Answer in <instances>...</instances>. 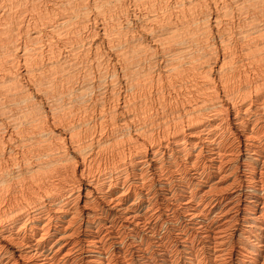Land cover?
Returning <instances> with one entry per match:
<instances>
[{"label":"bare ground","instance_id":"obj_1","mask_svg":"<svg viewBox=\"0 0 264 264\" xmlns=\"http://www.w3.org/2000/svg\"><path fill=\"white\" fill-rule=\"evenodd\" d=\"M0 264H264V0H0Z\"/></svg>","mask_w":264,"mask_h":264}]
</instances>
